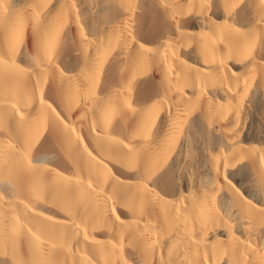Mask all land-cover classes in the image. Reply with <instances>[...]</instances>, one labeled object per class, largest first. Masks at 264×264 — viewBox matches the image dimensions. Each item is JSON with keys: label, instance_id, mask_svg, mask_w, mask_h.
I'll return each instance as SVG.
<instances>
[{"label": "bare ground", "instance_id": "1", "mask_svg": "<svg viewBox=\"0 0 264 264\" xmlns=\"http://www.w3.org/2000/svg\"><path fill=\"white\" fill-rule=\"evenodd\" d=\"M0 264H264V0H0Z\"/></svg>", "mask_w": 264, "mask_h": 264}]
</instances>
